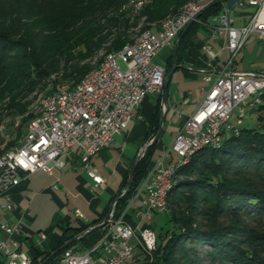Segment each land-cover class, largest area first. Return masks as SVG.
<instances>
[{
    "label": "trees",
    "instance_id": "obj_1",
    "mask_svg": "<svg viewBox=\"0 0 264 264\" xmlns=\"http://www.w3.org/2000/svg\"><path fill=\"white\" fill-rule=\"evenodd\" d=\"M6 1V10L0 11V128L9 121L19 122L21 139L38 115V98L54 93L60 83L76 85L101 51H118L134 40L142 20L145 29L156 31L166 17L192 0H151L136 14L129 0ZM227 1L210 2L201 20L219 15ZM172 62L173 56L166 75ZM157 97L161 101L163 94ZM159 121L155 110L147 123V141L155 136ZM263 128L264 124L237 126L230 135L225 131L218 146L200 149L179 168L165 212L171 228L159 235L151 264H264ZM159 141L139 160L131 190L117 203L118 210L127 205L155 163L152 156ZM127 180L126 174L122 190ZM94 224L68 225L60 244L33 258L32 264H41ZM105 232L100 228L83 235L48 264L59 263L65 250L75 245L92 248Z\"/></svg>",
    "mask_w": 264,
    "mask_h": 264
},
{
    "label": "built area",
    "instance_id": "obj_2",
    "mask_svg": "<svg viewBox=\"0 0 264 264\" xmlns=\"http://www.w3.org/2000/svg\"><path fill=\"white\" fill-rule=\"evenodd\" d=\"M150 1L129 0L128 5L136 14ZM212 1L185 3L161 22L157 32L144 29L120 50L107 52L76 85L60 83L54 93L43 95L38 115L28 123L21 142L0 153V197L24 173L38 169L48 174L62 172L67 157L74 152L81 154L83 168L95 184L104 186L106 180L93 165V156L110 147L132 120L141 118L137 110L150 94H163L166 68L154 62V56L163 47L171 46L194 22H201L200 14ZM238 4L253 7L252 16L247 23L235 26L232 9L225 4L224 10L212 18L213 32L226 33L228 37V57L222 66H217V55L207 47L210 69L203 72L209 88L202 89L203 97L191 115L178 113L183 122L164 156L155 161L123 209L118 210L115 202L111 204L102 238L86 251L66 249L57 264H131L138 247L152 260L158 236L148 222L157 212L168 211V196L176 185L179 168L200 149L221 143L236 108L237 123L230 124V130L243 123L248 104L264 106V73L239 71L236 61L250 35L256 33L264 40V0H240ZM251 96L253 101L248 102ZM173 153L180 159L165 164L164 158ZM3 207L13 208L10 199ZM75 214L87 221L80 209ZM0 229L5 234L0 237V252L7 264H32L33 259L21 248V228L2 223ZM39 237L44 240L46 234L40 232ZM97 252L100 253L95 257ZM150 260L140 264H150Z\"/></svg>",
    "mask_w": 264,
    "mask_h": 264
},
{
    "label": "crops",
    "instance_id": "obj_3",
    "mask_svg": "<svg viewBox=\"0 0 264 264\" xmlns=\"http://www.w3.org/2000/svg\"><path fill=\"white\" fill-rule=\"evenodd\" d=\"M238 6L242 10L238 12L236 18L233 16L232 10ZM234 8L231 10V16L235 26L247 23L254 11L253 7L243 4H238ZM211 20L212 18L207 21L201 20V22L193 25L186 34L184 33L174 40L173 44L169 46L172 51L167 57L166 68L170 66V60L173 56L172 67L174 66L175 58H177L176 71L181 68L186 75L197 78L199 74H204L203 69L208 71L210 69L211 56L207 47H210L217 55L216 65L222 66L224 64L227 56L221 58V53L225 48L228 52V37L226 33H214L211 28ZM157 31L158 29L155 32ZM154 58L153 60H155ZM237 69L250 72L239 69L238 63ZM190 95L191 92L185 94L184 104L191 102ZM157 99V96L154 100L148 96L137 110V114L141 118L132 120L123 133L116 136L110 147L101 150L92 158L93 165L101 173L99 169L100 158L108 149L115 145L119 137L124 138L126 142L136 144V149H133L132 154L124 160L125 166H118L122 176L120 183H117L118 185H115L116 182L113 184L112 178L105 177L101 173L106 183L104 186H97L83 168L81 154L74 152L67 157V162L62 172L54 170L53 174H48L44 170L38 169L34 172L24 173L21 180L10 188L6 195L0 197V224L8 223L21 228V248L32 259L44 251H50L57 247L68 225L76 227L81 224L83 220L75 214L76 209H80L87 217V221H85L87 223L95 222V224H98L104 220L111 204L123 191L122 183L127 168L145 142L147 123L153 115ZM195 109L191 113L185 114V116L191 115ZM169 110L170 106L167 113ZM252 111L258 115L259 119H263L264 109L259 110V106H253ZM56 183L59 184L58 188L54 187ZM95 189H101L104 196L96 195ZM8 198L13 205L11 210H6L3 207V204L9 201ZM70 202H73V209L71 210L74 217L67 211L63 212ZM138 204L139 201L137 200L135 205L137 206ZM148 223L151 225V220ZM40 232L46 234V239L42 240L39 237ZM4 236V232L0 229V237ZM142 257L140 248H137L132 264H137ZM0 264H7L6 257L2 252H0Z\"/></svg>",
    "mask_w": 264,
    "mask_h": 264
},
{
    "label": "rangeland",
    "instance_id": "obj_4",
    "mask_svg": "<svg viewBox=\"0 0 264 264\" xmlns=\"http://www.w3.org/2000/svg\"><path fill=\"white\" fill-rule=\"evenodd\" d=\"M6 3H7L6 0H0V11L4 12L6 10V6L8 5ZM241 10L242 8H240V6L234 8L232 10L233 16L237 18L238 12H240ZM145 25L146 24L142 20L139 23V25L136 27L137 29L136 34L134 35L133 38H136L142 32V30L145 29L144 28ZM171 51H172L171 47L169 46L163 47L156 54L154 61L156 63L163 65L166 68L167 67L166 60L167 57L170 55ZM107 52L108 51L106 50L101 51L99 58L94 59L91 62V66L92 67L96 66L103 59L104 55ZM226 56L228 57V52L227 49L225 48L221 53V58H224ZM236 61L239 65V69L241 70L264 73V40L259 39L256 33L250 35V37L246 40L241 51L236 56ZM209 85L210 84L204 80V74H199L197 78L190 77L186 75L184 70L181 68H178L177 71L174 73L168 88L170 110L166 116L165 124L166 123L167 124L165 126V131L161 137V140L159 141V144L154 150L152 156L154 161L159 160L162 156H164L165 150L169 148L175 136L177 135L182 122V118L178 117V113L181 111L183 112L184 115L191 113L196 108V106L198 105V103L202 98V89L203 88L208 89ZM188 92H191V95L189 96L191 102L189 104H184L183 103L184 96ZM156 96H157L156 94H150L149 98L154 100ZM39 101L40 99L38 98L36 100V103ZM252 101H253V96L249 97L248 99V102H252ZM252 108L253 106L250 104L246 106L244 121L241 125H239L240 127L243 128L259 127L261 124H264V118L259 119L258 115L252 111ZM155 110L160 115V120H161V116L164 112V105L162 100L158 101L157 99L153 114L155 113ZM237 116H238V108L235 109L232 118L225 127L227 131L226 134L228 135L231 134V130L228 129V127L230 124L236 125ZM151 119L152 117L148 122H150ZM18 124L19 122L11 123L9 121L7 124H5L0 128V152H4L12 147H15L21 142L22 138L20 139L18 137V127H17ZM153 124L155 125L156 121ZM159 126H160V121H159ZM147 142H148L147 138H145V142L143 143V145L146 144ZM133 149H136V144L126 142L124 138L119 137L115 145L112 146L110 149H108V151H106L105 154L100 158L99 169L105 177L108 178L110 177L113 179V184H115V182H116L115 185H118L120 183L122 176L118 169V166H122V167L125 166L124 160L126 159V157L132 154L131 152L133 151ZM147 151L148 148L142 153L140 160L148 155ZM178 159H180V157L177 154L175 153L168 154L164 158V163L168 164L170 161L172 160L176 161ZM134 160L135 158H133L131 164L126 170V174L128 175V178ZM127 184H128V180H127ZM95 194L102 197L103 191L101 189H95ZM72 207H73V202H70L68 206H66L65 210H63V212L65 213V211H67L72 215V217H74L71 210L73 209ZM167 216L168 215H166L165 212H157L154 216V219L151 220L152 222L151 225L156 231L158 237L161 233H165L167 230L171 228V222L168 220ZM138 248H140V251L142 252L141 247Z\"/></svg>",
    "mask_w": 264,
    "mask_h": 264
},
{
    "label": "water",
    "instance_id": "obj_5",
    "mask_svg": "<svg viewBox=\"0 0 264 264\" xmlns=\"http://www.w3.org/2000/svg\"><path fill=\"white\" fill-rule=\"evenodd\" d=\"M239 2H240V0H228L226 2V7L228 9H233ZM176 68H177V58H175L174 66L172 67V69L170 70V72L167 74L166 79H165V88H164L163 97H162V102H163V105H164V112H163V114L161 116L159 130H158L157 134L150 141H148L146 144H144L142 146L141 150L138 152V154L135 157V160L133 162V165L131 167L130 173H129L128 184H127L126 188L122 191V193L115 199V201H114L115 203H118L120 200L124 199L129 194V192L131 190V187H132V184H133L134 177H135V171H136V168H137V165H138V162L140 160V157H141L142 153L147 148H149L152 145L156 144L159 141V139L161 138L162 134H163L164 124H165V118H166L167 111L169 109L168 88H169L170 81L172 80V77H173V75H174V73L176 71ZM110 208H111V206H110ZM110 208H109V211H110ZM109 211L106 214V216H105V218H104V220L102 222H100L98 224H95L93 226H90L88 229H86L85 231H83L81 234H79V235L73 237L72 239H70L69 241H67L63 246H61L59 249H57L50 257H48L46 260H44L43 262H41V264H48L49 261H50V259L54 255H56L57 253H59L63 249L67 248L68 246L72 245L77 239L81 238L83 235L89 234V233H91V232H93V231H95L97 229H100V228H105V226L107 225L108 220H109ZM72 248L75 251H77V252L86 251V250H82V248H80L77 245L73 246ZM87 250H89V249H87ZM99 253L100 252L95 253V257ZM135 253H136V251H135ZM141 255L143 257L139 260V262L137 264H140L145 259H149L150 260V257L145 256L143 254V252H141ZM134 258H135V255H134ZM152 260H150V264H151V261Z\"/></svg>",
    "mask_w": 264,
    "mask_h": 264
}]
</instances>
